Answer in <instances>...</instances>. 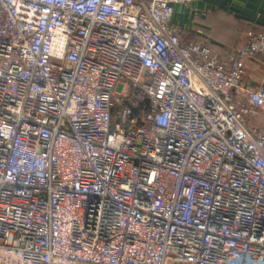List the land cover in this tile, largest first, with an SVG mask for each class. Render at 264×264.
I'll list each match as a JSON object with an SVG mask.
<instances>
[{"label":"built area","instance_id":"1","mask_svg":"<svg viewBox=\"0 0 264 264\" xmlns=\"http://www.w3.org/2000/svg\"><path fill=\"white\" fill-rule=\"evenodd\" d=\"M193 1L0 0V264H264V32Z\"/></svg>","mask_w":264,"mask_h":264},{"label":"crops","instance_id":"2","mask_svg":"<svg viewBox=\"0 0 264 264\" xmlns=\"http://www.w3.org/2000/svg\"><path fill=\"white\" fill-rule=\"evenodd\" d=\"M172 22L183 27L186 38L202 39L222 53L244 45L248 33L264 32V0H194L176 5ZM247 68L248 84H258L264 64L247 61Z\"/></svg>","mask_w":264,"mask_h":264},{"label":"rangeland","instance_id":"3","mask_svg":"<svg viewBox=\"0 0 264 264\" xmlns=\"http://www.w3.org/2000/svg\"><path fill=\"white\" fill-rule=\"evenodd\" d=\"M262 118H263V119H262ZM258 120H259V122H258ZM253 122H254L255 124H257L259 127H261L262 129H264V126L258 124V123H263V125H264V116L261 117V118H259V119H253Z\"/></svg>","mask_w":264,"mask_h":264}]
</instances>
